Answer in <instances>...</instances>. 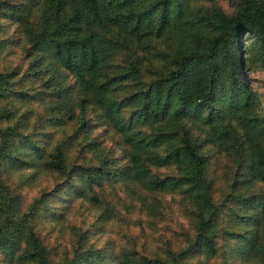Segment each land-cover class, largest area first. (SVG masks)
Listing matches in <instances>:
<instances>
[{
	"label": "trees",
	"instance_id": "16d2710c",
	"mask_svg": "<svg viewBox=\"0 0 264 264\" xmlns=\"http://www.w3.org/2000/svg\"><path fill=\"white\" fill-rule=\"evenodd\" d=\"M201 1L206 0H76L78 7L70 9L68 0H41L35 26L20 13L0 11L23 38L22 59L29 62V74L47 75L42 86L56 84L57 77L66 74L73 81L58 85L54 101L49 102L42 90L23 94L18 87L22 75L17 78L16 68L0 62V186L6 183L9 170H25L30 177L56 175L62 177L69 198L82 197L100 210L95 224L110 219V207L96 191L113 180V168L94 167L91 158L85 164L84 151L68 150L78 132L84 136L92 132L84 118L86 109L92 107L101 125L124 133L123 141L130 145L128 165L117 170L123 183L135 185L131 195L139 214L153 227L155 217L166 208L155 195H176L188 211L190 224L182 234L183 244L176 249L162 246L146 252L144 247L126 243L114 253L105 246H85V232L70 255L55 257L28 226L33 207L21 213L10 200L0 208V264H213L221 254L216 225L219 204L212 196L205 158L188 129L182 128L172 146L160 154L141 151L143 145L127 133L133 118L162 121L168 128L172 123L182 126L181 120L190 117L195 123L219 128L220 136L235 135L237 150L243 141L248 146L253 135H264V115L245 118L238 110L252 100L245 71L251 66L264 69V0H233L230 13L218 7L202 8ZM102 35L110 53L123 44L144 52L143 56L127 61L120 75L102 73L98 47ZM12 40L0 41V57L11 48ZM151 59L159 62L158 72L145 79L144 72L149 71L144 67L152 66L148 64ZM129 76L140 82V93L126 122L121 114L125 105L108 92ZM36 106L44 115L36 112ZM232 119L241 134L228 123ZM73 123L75 127L66 133ZM58 129L63 130L62 136ZM163 140L153 135L146 144L156 147ZM230 152L240 166L236 169L239 191L234 198L241 197L244 210L238 216L239 230L227 237L234 241L229 255L264 264L263 199L243 196L252 184L264 182V146ZM147 166H172L174 175L149 174Z\"/></svg>",
	"mask_w": 264,
	"mask_h": 264
},
{
	"label": "rangeland",
	"instance_id": "374dc122",
	"mask_svg": "<svg viewBox=\"0 0 264 264\" xmlns=\"http://www.w3.org/2000/svg\"><path fill=\"white\" fill-rule=\"evenodd\" d=\"M200 3L201 7L206 9L218 7L225 13H230L233 10V0H206ZM40 6L41 0H0V11L20 13L31 26H35L37 23ZM68 7L70 9L77 8L76 0H68ZM81 25L82 30H85V26L82 23ZM22 26L24 25L22 24ZM96 32L98 35L100 34L99 30ZM2 39H13L10 43L11 48L5 49V52L1 54L0 62L7 63V67L16 68L17 78L22 75L18 87H22L23 91L21 89L20 91L23 94L26 93L27 95L42 90V94H47V96L45 95L48 98L46 101L53 102L58 85L62 87L72 84L73 81L69 74H66L64 78L58 75L57 83L50 86L44 84L42 86L41 84L47 75L42 73H40L41 75L29 74V62L22 59L25 52L22 36L16 30L15 24L8 23L7 18L0 16V41ZM243 41L247 42L245 39ZM98 42L100 43L98 46L100 71L110 76L122 74L123 68L128 64L127 61H137L139 58L141 59L144 53L138 49L135 52L131 49L134 52L132 53L123 44L116 46V51L110 53L107 50L108 45L103 35L102 39L98 38ZM148 64H152L153 67H144V70L149 71L147 74L144 72L145 79L158 72V61L151 59ZM245 73L251 88L252 100L248 106H239V113L245 118H253L254 115L263 116L264 69L251 66ZM62 79L64 82L61 81ZM139 83L138 80L129 76L117 82L116 86L113 84L112 89L108 92L116 101L125 105L121 109V114L126 122L138 103ZM73 93L78 95L76 89ZM127 98L129 101H126ZM36 107V112L44 115L42 109ZM79 112L77 107L76 114ZM84 118L92 132L88 136H84L83 132H78L75 142L68 147V150L84 151L85 164H87V159L91 158L94 167L113 168V180L109 181V185L105 184L102 189L96 191L100 200L109 205V213L112 217L98 226L95 224V217L100 210L82 197L69 198L62 177L46 173H37L30 177L25 170L16 172L9 170L6 183L0 186V208L2 209L3 205L10 200H13V205L17 206L21 213H29V208L33 207V215L30 214L28 218V226L39 236L50 255L55 257H62L64 254L70 255L77 245L78 237L85 232L86 239H88L85 246L91 245L94 248L105 246L113 249L114 253H119L124 249L126 243L141 249L144 247L146 252L162 246H168L172 249H176L177 246L180 247L183 244L182 234L190 227L186 218L188 211L183 202H179L176 195H155L166 208L160 216L155 217V224L151 227L148 218L139 214L135 204L136 198L131 195L132 187L135 185L123 183V178H119L120 174L117 167L128 165L126 154L130 151V145L123 141L124 133H117L112 128L103 127L92 107L86 109ZM191 120L192 118L186 117L181 120L182 126L178 123H172L168 128H165L162 121L144 122L133 118L127 133H133L135 142L143 145L141 151H155L160 154L172 146L177 136L181 135L182 128L188 129L205 158L206 173L211 181L212 196L220 208L216 225L217 243L220 245L221 254L214 259L213 264H251L235 260L229 255L234 241L227 237L230 233L239 230L241 225L238 216L244 210L239 203L241 197L238 201L234 198L239 191L236 169L240 166L230 151H246L247 147L251 148L259 144L264 146V135H253L248 146L243 141L237 150L235 135L220 136L217 133L219 128L213 129L203 122L197 121L195 123ZM227 120L225 119L224 122L226 123ZM228 123L236 127L235 132L237 134L242 133L237 121L232 119ZM73 127H75V123L71 128H67L68 132L66 133H69ZM62 131V129H58L57 134L62 136ZM57 134H55L56 139L59 137ZM153 135L164 137L162 144L156 147L146 144ZM169 135L172 136L169 137ZM108 159L109 161H107ZM145 165L144 162L143 166ZM147 168L149 174H155L159 177L174 175L172 166H147ZM248 192L243 196L259 195L264 203V182H255L249 187ZM6 221L7 219L3 214L1 222L5 224Z\"/></svg>",
	"mask_w": 264,
	"mask_h": 264
}]
</instances>
